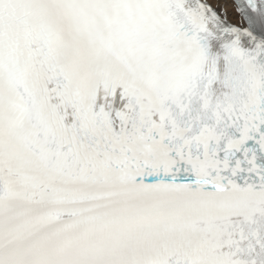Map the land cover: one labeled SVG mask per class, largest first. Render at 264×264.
Listing matches in <instances>:
<instances>
[{
    "label": "snow or ice",
    "instance_id": "snow-or-ice-1",
    "mask_svg": "<svg viewBox=\"0 0 264 264\" xmlns=\"http://www.w3.org/2000/svg\"><path fill=\"white\" fill-rule=\"evenodd\" d=\"M0 264H264V0H0Z\"/></svg>",
    "mask_w": 264,
    "mask_h": 264
}]
</instances>
